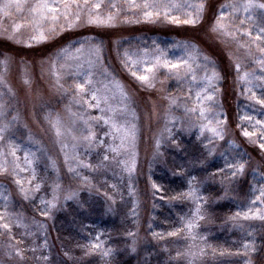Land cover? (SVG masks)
<instances>
[{"label": "rangeland", "instance_id": "374dc122", "mask_svg": "<svg viewBox=\"0 0 264 264\" xmlns=\"http://www.w3.org/2000/svg\"><path fill=\"white\" fill-rule=\"evenodd\" d=\"M12 2L0 0V264H264V185L229 212L211 188L264 179V0H47V19L31 11L42 0ZM86 26L107 37L19 48ZM176 178L185 192L163 218Z\"/></svg>", "mask_w": 264, "mask_h": 264}, {"label": "trees", "instance_id": "16d2710c", "mask_svg": "<svg viewBox=\"0 0 264 264\" xmlns=\"http://www.w3.org/2000/svg\"><path fill=\"white\" fill-rule=\"evenodd\" d=\"M70 27V26H69ZM173 33V32H169ZM96 36L101 37H107V31H98L97 27L94 26H86V27H76V28H68L59 33L58 37L52 39L51 41H43L35 44L34 46H22L20 45L19 48L21 50L22 55H39L43 53L45 55V51H53V49L57 48L58 46L62 47L64 43L67 41H72L75 43H80V45L84 44L86 42V38L94 37L93 39H97ZM135 36H131L130 38H134ZM82 42V43H81ZM10 45H13L8 40L4 44L6 50H12L13 48L10 47ZM48 47V50H45L44 48ZM22 57V56H21ZM240 108H237L236 114L239 118H242L246 113H243L242 110L240 111ZM261 118H264V116ZM214 171H216L217 167L214 166ZM219 172V170H218ZM179 178H176L174 180L168 181V186L165 189L166 192H168V195L162 196L161 203L164 204V207H160V214L163 215V218L166 216L167 213L171 212V209L169 207H166L165 205L171 204V202H175L176 200H181L182 194L185 192L184 185L179 181ZM153 183V182H152ZM154 184V183H153ZM211 188L214 193H216L217 197H219L218 207L221 211H227L229 210H235V209H241L243 207V204L245 202H252L259 194L260 189L264 185V179L258 175V174H250L246 176L244 179L240 180H234L230 181L227 180L226 182H219L218 180L212 181ZM158 186L156 183L154 184ZM223 195V196H222ZM172 198V200L169 199ZM164 198V199H163ZM149 208V207H148ZM168 223H171L169 221ZM176 228V227H174ZM171 228V232H172ZM152 232L155 233L153 230H149V234H152ZM159 234V233H158ZM158 241L159 243H157ZM152 242L153 245L150 244L149 254H153L155 257L160 256L161 253L157 252V246L160 247V249L163 246V240L157 238V240ZM264 256V255H263Z\"/></svg>", "mask_w": 264, "mask_h": 264}, {"label": "snow or ice", "instance_id": "6c2138e0", "mask_svg": "<svg viewBox=\"0 0 264 264\" xmlns=\"http://www.w3.org/2000/svg\"><path fill=\"white\" fill-rule=\"evenodd\" d=\"M73 2H75V0H73ZM84 3L87 4V3H88V0H84ZM12 6H15V8L17 9V11H20V10L22 9V7H23V4H22L21 0H13L12 3H9L8 5H6V7H8V8H10V7H12ZM65 6L67 7V2H66V0H65ZM130 6H131V7H138L139 5H136V4H135V0H132V3H131ZM94 7L99 8L100 5H99V4H96V5H94ZM143 7H145V8H149V7H152V5H150L149 3H147V0H146V2H145V4L143 5ZM251 7H253V5H251V4H249V5H245V6H244V10L247 12V11L249 10V8H251ZM256 7L264 8V4H262V5H257ZM3 11H4V8H0V12H3ZM31 11H32L33 14H37V13H38V14L40 15L41 19H47V16L45 15V12H55V11H57V9L54 8L52 5L48 4V3H47V0H42V2H41L40 4H38L37 6L33 7V8L31 9ZM146 15H149V16H150V15H152V13L149 12V13H146ZM165 15H167V13H165ZM52 19L55 20L56 17L53 16ZM107 19H108V21H111L113 18H112L111 16H109ZM93 22L104 23V21H100L99 18H97V21H92L91 19L89 20V23H93ZM185 23H194V21H192V20H187V21H185ZM19 27H20V26L17 25V26H16V30H18ZM43 38H44V37H43V33H41V34H40V39H43ZM260 38H261V37H260L259 35L256 37V39H260ZM172 67H176V65H172ZM149 71H151V69H149ZM138 79H140L141 81H146V80L148 79V77H147V76H139ZM77 87L80 88L81 90L83 89V86H82V85H77ZM209 98H210V97H209ZM93 99H96L95 95H93ZM257 103H261V101H257ZM201 115H203V110H202V112H201ZM209 131H212L213 133H215V134H217V135L219 134V133H216V130H215V129H211V128H210ZM57 134L59 135V132H57ZM244 135H245V136H248L249 133L245 132ZM262 147H264V146H262ZM240 170H242V166H241V169H240ZM261 196H264V191L261 192ZM197 211H199V209H197ZM237 215L239 216L240 213H237ZM244 218H245V219H248V218H249V216H248L247 213L244 214ZM255 218H258V219H264V215H259V211H258V213H257V215H256ZM3 226H4L5 228H7V225H3ZM187 227H188V229L191 231V229L195 227V224H193V223L190 222V223L187 225ZM175 234H176V233H170V235H175ZM193 238H194V237H193ZM93 247H94V248H98V247H100V245H98V244H94ZM245 247L247 248L248 246L245 245ZM17 255H19V253H17Z\"/></svg>", "mask_w": 264, "mask_h": 264}]
</instances>
